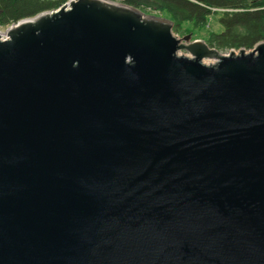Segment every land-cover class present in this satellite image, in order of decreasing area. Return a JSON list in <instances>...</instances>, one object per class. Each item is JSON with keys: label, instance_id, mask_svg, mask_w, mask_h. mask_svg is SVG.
Wrapping results in <instances>:
<instances>
[{"label": "water", "instance_id": "obj_1", "mask_svg": "<svg viewBox=\"0 0 264 264\" xmlns=\"http://www.w3.org/2000/svg\"><path fill=\"white\" fill-rule=\"evenodd\" d=\"M5 31L0 264H264V41L112 0Z\"/></svg>", "mask_w": 264, "mask_h": 264}, {"label": "trees", "instance_id": "obj_2", "mask_svg": "<svg viewBox=\"0 0 264 264\" xmlns=\"http://www.w3.org/2000/svg\"><path fill=\"white\" fill-rule=\"evenodd\" d=\"M68 0H0V28L31 18L39 13L53 11ZM154 7L173 13L174 30L178 31L182 21L200 28L207 17L217 12L211 8L225 9L218 12L217 22L222 27L219 33H211L206 44L219 51L233 48H253L264 41V0H150ZM131 7L144 8L136 0H123ZM201 21V22H200Z\"/></svg>", "mask_w": 264, "mask_h": 264}, {"label": "rangeland", "instance_id": "obj_3", "mask_svg": "<svg viewBox=\"0 0 264 264\" xmlns=\"http://www.w3.org/2000/svg\"><path fill=\"white\" fill-rule=\"evenodd\" d=\"M112 1H117L121 4L128 5L125 2H122L123 0H112ZM136 1L140 2L139 5H142L144 8H147V9L138 8L142 13H144L146 15L160 17V18L167 19V20L171 21L172 22V31L174 30V28H173L174 27V21H173V17H172V15H173L172 12L167 11L166 9L158 8L157 4H156V7H154L153 5H151V4H153V1H150V0H136ZM224 10L225 9H221V8H211L212 12H217V13L223 12ZM216 14L209 15L207 17V22H205V24L203 26H201L200 28H195L193 26L192 22L182 21L181 25L179 27V30L173 31V33L175 35H177L179 38H182L183 36H186V35L190 36L188 42L189 41L191 42L194 40H197V41L201 40V41H204L206 43V39H207V37H209V35L211 33H219L222 30V27L217 22L219 15H216ZM5 30H6V27L0 28L1 32H5ZM188 42L185 41V42H181V43L186 45ZM251 49H247L245 47H240V48H233L231 50L234 53L238 54L240 50H244L245 52H249V51H251ZM229 52H230V50L220 51V53L224 54V55L228 54ZM179 54L180 55H187L188 53L185 50H180ZM203 62L206 64H211V63L215 62V59H212V58L206 59L205 58L203 60Z\"/></svg>", "mask_w": 264, "mask_h": 264}, {"label": "bare ground", "instance_id": "obj_4", "mask_svg": "<svg viewBox=\"0 0 264 264\" xmlns=\"http://www.w3.org/2000/svg\"><path fill=\"white\" fill-rule=\"evenodd\" d=\"M5 33H6V31H5V32H1V31H0V34H1V35H2V34H4V35H5ZM203 63H204V62H203ZM204 64H206V63H204Z\"/></svg>", "mask_w": 264, "mask_h": 264}, {"label": "built area", "instance_id": "obj_5", "mask_svg": "<svg viewBox=\"0 0 264 264\" xmlns=\"http://www.w3.org/2000/svg\"><path fill=\"white\" fill-rule=\"evenodd\" d=\"M1 36H2V37H5V35H4V34H2Z\"/></svg>", "mask_w": 264, "mask_h": 264}]
</instances>
